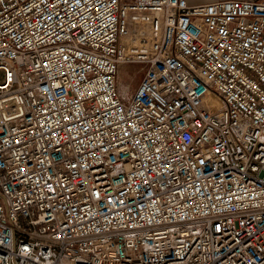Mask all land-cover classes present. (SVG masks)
<instances>
[{"label":"built area","instance_id":"1","mask_svg":"<svg viewBox=\"0 0 264 264\" xmlns=\"http://www.w3.org/2000/svg\"><path fill=\"white\" fill-rule=\"evenodd\" d=\"M0 74V264H264V0H0Z\"/></svg>","mask_w":264,"mask_h":264},{"label":"rangeland","instance_id":"2","mask_svg":"<svg viewBox=\"0 0 264 264\" xmlns=\"http://www.w3.org/2000/svg\"><path fill=\"white\" fill-rule=\"evenodd\" d=\"M2 79V74H0V80ZM138 77L136 74L131 78L125 77V73H120L118 77L119 87L124 90L127 94H130L131 90L135 87Z\"/></svg>","mask_w":264,"mask_h":264},{"label":"bare ground","instance_id":"3","mask_svg":"<svg viewBox=\"0 0 264 264\" xmlns=\"http://www.w3.org/2000/svg\"><path fill=\"white\" fill-rule=\"evenodd\" d=\"M138 66L130 63H121L118 68V77L120 73H125V77L128 78V76L134 72Z\"/></svg>","mask_w":264,"mask_h":264},{"label":"crops","instance_id":"4","mask_svg":"<svg viewBox=\"0 0 264 264\" xmlns=\"http://www.w3.org/2000/svg\"><path fill=\"white\" fill-rule=\"evenodd\" d=\"M213 1H217V0H186V2L190 5L205 4V3H210Z\"/></svg>","mask_w":264,"mask_h":264}]
</instances>
